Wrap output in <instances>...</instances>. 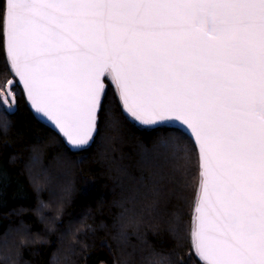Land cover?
<instances>
[{
  "label": "snow or ice",
  "instance_id": "obj_1",
  "mask_svg": "<svg viewBox=\"0 0 264 264\" xmlns=\"http://www.w3.org/2000/svg\"><path fill=\"white\" fill-rule=\"evenodd\" d=\"M0 36L31 106L77 150L109 76L136 121L186 125L201 264H264V0H0Z\"/></svg>",
  "mask_w": 264,
  "mask_h": 264
},
{
  "label": "trees",
  "instance_id": "obj_2",
  "mask_svg": "<svg viewBox=\"0 0 264 264\" xmlns=\"http://www.w3.org/2000/svg\"><path fill=\"white\" fill-rule=\"evenodd\" d=\"M10 78L0 36V85ZM104 85L98 131L77 150L32 113L14 80L16 103L0 108V264H201L193 140L175 125L136 124ZM177 145L189 149L187 168Z\"/></svg>",
  "mask_w": 264,
  "mask_h": 264
},
{
  "label": "water",
  "instance_id": "obj_3",
  "mask_svg": "<svg viewBox=\"0 0 264 264\" xmlns=\"http://www.w3.org/2000/svg\"><path fill=\"white\" fill-rule=\"evenodd\" d=\"M3 39H4V48H5V53H6V52H7L6 37H3ZM6 56H7V55H6ZM7 59H8L9 65H10V58L7 57ZM11 70H12V72H13V74H14L16 80H17V82L19 83V85H20V87H21V89H22V91H23L24 97H25V99H26V101H27V104H28L30 110L32 111V113H33V114H34L39 120H41V121L47 123L48 125H50L51 127H53L56 131H58L59 134L63 137V139H64V141H65V143L67 144L68 147H70V148H72V149H76L75 147H71V146L69 145V143L67 142V138L63 135V133H61V132L59 131L58 127L55 126V122H54V121H51L49 118L45 117L42 113H41V114H37L36 110L31 106V101L27 99V91H26V89H25L24 86H23V82L20 81L19 77L15 75L14 69L11 68ZM10 80H13V79H10ZM114 84H115V82H114ZM115 88H116V91H117V95H118V98H119V101H120L121 107H122L123 111L128 115V117H129L131 120H133L136 124H139V125H141V126H151V125H143V124L140 123L139 121H136L134 117H131V114H130V113H127V109H125V108L123 107V100L120 98L119 89L117 88L116 84H115ZM9 91H10V90H9V87H7V88H6V93L8 94ZM165 124H170V125L178 126V127H180L183 131H185V129H187V126H186V125H184L183 127H181V126H180V122H177V121H174V120H173V121H170V122H167V123H165ZM185 132L189 135V133L191 132V130H190V129H187V131H185ZM189 136H190V135H189ZM190 137H191V139H192L193 142H194V141H195V137H194V136H190ZM194 144H195V143H194ZM195 146H196V148H197V152H199V147H198V145L195 144ZM200 179H201V177H200ZM198 194H199V190H198ZM197 201H198V195H197V198H196V202H197ZM196 202H195V203H196ZM195 215H196V213H195V207H194L193 227H194V223H195V219H194V218H195Z\"/></svg>",
  "mask_w": 264,
  "mask_h": 264
},
{
  "label": "rangeland",
  "instance_id": "obj_4",
  "mask_svg": "<svg viewBox=\"0 0 264 264\" xmlns=\"http://www.w3.org/2000/svg\"><path fill=\"white\" fill-rule=\"evenodd\" d=\"M11 79V78H10ZM9 79V80H10ZM13 79V78H12ZM16 79V78H15ZM14 79V80H15ZM110 83H112V85L114 86V88H115V84H114V81H112V79H111V77L109 76V77H107L106 78ZM14 80H13V82H14ZM8 81V80H7ZM7 81H5L3 84H1L0 85V98H4V97H6L7 99H8V101H9V103H11V101H12V95L15 93V90H14V88H12V85H10V86H8L9 87V90H10V92L12 93V95H7L6 94V84H7ZM115 90H116V88H115ZM0 108H3V109H5V110H10V109H7V108H5L3 105H0ZM12 109V108H11Z\"/></svg>",
  "mask_w": 264,
  "mask_h": 264
},
{
  "label": "flooded vegetation",
  "instance_id": "obj_5",
  "mask_svg": "<svg viewBox=\"0 0 264 264\" xmlns=\"http://www.w3.org/2000/svg\"><path fill=\"white\" fill-rule=\"evenodd\" d=\"M11 97H13V95Z\"/></svg>",
  "mask_w": 264,
  "mask_h": 264
}]
</instances>
